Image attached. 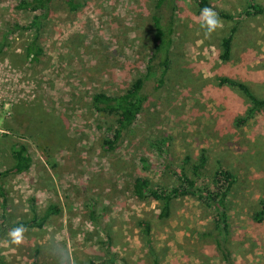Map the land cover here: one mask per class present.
I'll list each match as a JSON object with an SVG mask.
<instances>
[{
  "label": "rangeland",
  "instance_id": "obj_1",
  "mask_svg": "<svg viewBox=\"0 0 264 264\" xmlns=\"http://www.w3.org/2000/svg\"><path fill=\"white\" fill-rule=\"evenodd\" d=\"M0 0V169L11 165L10 148L25 146L31 164L1 179L7 193L5 224L29 219L49 204L60 210L41 228H25L20 244L0 224L4 264H225L214 242L211 210L193 197L176 199L167 218L160 203L138 200L136 176L152 185L177 184L152 152L150 141L169 138L171 165L188 156L206 163L199 183H209L216 165L236 177L226 190L225 246L234 264H264V110L245 124L249 102L223 76L246 83L264 98V15L240 21L232 58L221 62L220 40L232 21L205 35L197 0H180L174 14L175 64L164 86L148 79V100L133 130L113 152L101 147L115 116L91 106L94 92L123 91L143 73L151 49L150 14L156 0H84L69 11L61 0L50 6L38 43L43 54L28 63L25 46L32 13ZM264 6V0H254ZM211 9L236 14L246 0H207ZM160 9V16L165 17ZM146 158V164L139 157ZM191 162V164H192ZM190 167V164H189ZM89 209L93 217H89ZM1 214V199H0ZM149 223L146 239L139 222ZM152 250V252L149 251Z\"/></svg>",
  "mask_w": 264,
  "mask_h": 264
},
{
  "label": "trees",
  "instance_id": "obj_2",
  "mask_svg": "<svg viewBox=\"0 0 264 264\" xmlns=\"http://www.w3.org/2000/svg\"><path fill=\"white\" fill-rule=\"evenodd\" d=\"M55 0H20L14 4V8L25 10L32 13V17L27 24H19L14 27L19 30H30L33 32L31 40L25 46V59L28 63L38 62L43 54V49L38 43L41 32L42 21L49 15L50 6ZM69 11H75L83 5L84 0H61ZM180 0H156L153 12L149 16L151 23L150 45L146 65L142 74L134 77L128 86L119 93H106L103 91L94 92L91 96V106L94 111L100 114H111L115 116L114 125L110 127L101 143V147L107 152H113L117 149L129 134L142 113L144 104L148 100V95L143 91L146 81L152 79V85L155 89L161 88L169 78V74L175 64L173 56L174 41V14ZM199 8L211 5L207 0H197ZM165 11V17L160 16V9ZM220 20L232 21L233 25L229 28L228 33L220 40V53L218 58L225 63L231 60L233 52L232 46L235 38V32L241 20L252 16L264 15V6L256 3L254 0H246V5L236 14H231L220 9H213ZM220 85H228L239 90L249 102V107L242 117H236L233 120L236 126L245 124L259 111L264 110V98L256 96L249 86L237 79L223 76L219 78ZM169 138H161L156 141H150L152 152L160 161L164 169L168 168L177 184H166L164 187L152 185L151 180L144 176H136L132 182L131 192L138 200H154L160 203L158 218L164 219L170 215L172 203L181 197L189 196L195 198L200 204L212 213V229L216 231L214 242L220 251L221 259L225 264H234L228 249L225 246L227 238L228 224L226 216V202L224 199L225 191L228 190L235 182V175L229 169L216 165L211 173L209 183H199L206 163V155L202 150L196 162H192L188 156H185L179 164L173 166L170 162ZM11 165L7 168L0 169V199L1 214L0 224L3 228H14L23 225L24 228H41L50 215L59 212L60 208L56 204H49L39 215L34 206V200H31L30 211L32 216L29 219L18 220L11 224H5V204L7 193L1 179L8 175H17L27 170L31 164V159L22 144L14 143L10 148ZM141 163L146 164L144 156L139 157ZM192 162V164H191ZM190 164V167H189ZM264 211H257L254 215L260 217ZM89 217H93V212L89 209ZM146 239L149 238V223L141 220ZM150 252L152 250L149 249ZM152 264H157L156 258L151 255ZM0 264H4L0 259Z\"/></svg>",
  "mask_w": 264,
  "mask_h": 264
},
{
  "label": "clouds",
  "instance_id": "obj_3",
  "mask_svg": "<svg viewBox=\"0 0 264 264\" xmlns=\"http://www.w3.org/2000/svg\"><path fill=\"white\" fill-rule=\"evenodd\" d=\"M199 27L207 36L213 33L217 28L221 27V21L213 9L204 7L199 11ZM24 232L25 228L22 224L12 228L8 232L9 241L13 244H20L23 239Z\"/></svg>",
  "mask_w": 264,
  "mask_h": 264
}]
</instances>
